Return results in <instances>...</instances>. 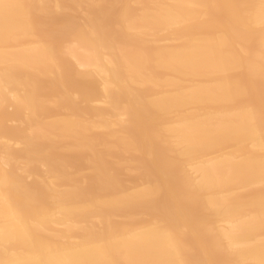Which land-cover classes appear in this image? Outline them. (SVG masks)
<instances>
[{
  "label": "bare ground",
  "instance_id": "bare-ground-1",
  "mask_svg": "<svg viewBox=\"0 0 264 264\" xmlns=\"http://www.w3.org/2000/svg\"><path fill=\"white\" fill-rule=\"evenodd\" d=\"M0 259L264 264V0H0Z\"/></svg>",
  "mask_w": 264,
  "mask_h": 264
},
{
  "label": "rangeland",
  "instance_id": "rangeland-1",
  "mask_svg": "<svg viewBox=\"0 0 264 264\" xmlns=\"http://www.w3.org/2000/svg\"><path fill=\"white\" fill-rule=\"evenodd\" d=\"M171 41V42H170ZM174 41H172V40H165V41H161L160 43L161 44H170V43H173ZM102 101H99V102H96V105H98V106H104L105 104L102 102ZM11 124H14V123H11ZM19 145H16V147H18ZM212 156H215V155H210L209 156V158L211 157V158H214V157H212ZM195 165V164H194ZM187 169H189V170H187V171H189L190 173V175L191 176H193V177H195V178H197V173L195 172V170H194V166H189V167H187ZM28 179H30V178H28ZM218 226H219V228H220V226L222 227V228H226V227H228L229 225H228V223H223V222H220V223H218ZM57 227H59V228H61V226H56V228ZM221 228V229H222Z\"/></svg>",
  "mask_w": 264,
  "mask_h": 264
},
{
  "label": "clouds",
  "instance_id": "clouds-1",
  "mask_svg": "<svg viewBox=\"0 0 264 264\" xmlns=\"http://www.w3.org/2000/svg\"><path fill=\"white\" fill-rule=\"evenodd\" d=\"M0 264H10V262L0 259Z\"/></svg>",
  "mask_w": 264,
  "mask_h": 264
}]
</instances>
